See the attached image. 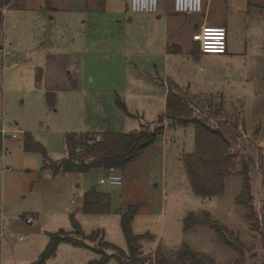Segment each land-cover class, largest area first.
Listing matches in <instances>:
<instances>
[{"label": "rangeland", "instance_id": "374dc122", "mask_svg": "<svg viewBox=\"0 0 264 264\" xmlns=\"http://www.w3.org/2000/svg\"><path fill=\"white\" fill-rule=\"evenodd\" d=\"M129 3L16 0L4 9L0 131L5 132L3 147L9 153L0 154V264H39L50 233L62 229L79 236L72 215L82 232L92 236L86 240L90 246L115 254L103 245L104 239L128 252L121 213L130 205L139 208L134 232L147 234L141 239L142 257L134 264H180L177 255L184 246L214 264H234L240 258L242 264H263L264 167L251 168L255 221L252 209L239 201L241 174L225 179L222 194H196L184 160L196 149L193 123L172 126L167 121L166 136L122 169L124 182L119 186L100 183L103 168L53 175L40 151L25 149L30 133L51 160H61L68 152L67 133L141 129L139 119L152 121L164 114L166 82L178 85L201 109L217 110L222 120L244 124L251 136L248 151L259 158L258 144L264 146L263 0H211L212 22L227 28L224 54L197 50L195 27L176 26L179 19L171 0H161L159 12L152 14L162 19L148 42L142 18L150 15L133 13ZM53 51L77 60L70 65H77L75 88L60 79H51L50 88L45 83L47 56ZM37 74L43 77L41 83ZM48 92L55 93L54 102ZM117 99L132 114L118 107ZM92 188L110 194L109 212L83 210V196ZM190 214L196 223L187 226ZM28 216L36 221L28 223ZM217 223L251 251L241 255L228 245ZM20 236H29V241ZM100 257L94 249L63 242L45 264H89ZM121 261L133 264L126 256H112L105 264Z\"/></svg>", "mask_w": 264, "mask_h": 264}, {"label": "trees", "instance_id": "16d2710c", "mask_svg": "<svg viewBox=\"0 0 264 264\" xmlns=\"http://www.w3.org/2000/svg\"><path fill=\"white\" fill-rule=\"evenodd\" d=\"M16 0H0V31L3 26L4 9ZM51 3V2H50ZM197 50L200 48L197 44ZM37 82L43 81V77L37 74ZM68 80L72 88L77 86V81L68 73ZM49 99L54 102V92L47 93ZM117 105L128 114L125 103L116 100ZM167 121L174 125L195 124L196 127V149L185 155V165L191 178L192 187L196 194L210 197L222 194L225 187V179L228 176L241 174L244 178L243 191L239 195V201L252 209V218L256 220V204L251 192V168L264 167V146L258 144L259 158L256 159L247 148L251 136L248 134L244 124L222 120L217 110H204L195 100L183 93L178 85L171 86L167 96V110L152 121L142 119V129L128 132H92L67 133V156L61 160H51L45 147L35 141L28 133L25 149L27 151H40L44 156V167L50 168L53 175L59 172H89L94 168L108 169L111 166L125 168L131 161L139 157L146 148L162 138L165 134ZM100 136V140L96 138ZM3 133L0 131V150L3 149ZM137 205H130L126 211L121 213V226L125 235L128 252L123 248L103 239L106 248H112L115 254L109 255L104 248L90 246L86 240L91 235H86L80 229V224L72 215L73 224L79 236H74L65 230H59L49 234L48 244L40 257L39 264H45L57 253L58 246L63 243H72L77 247L94 249L101 255L99 260H92L89 264H105L112 256L123 260L126 256L130 263H136L142 257L141 239L147 234L139 235L133 230L132 223L138 211ZM83 210L87 213L109 212L111 210V196L96 188L89 189L83 196ZM196 223L194 214L186 219V225ZM219 234L226 243L235 247L241 255L248 249L235 237L225 226L217 223ZM177 255L180 264H214L198 253L192 252L189 247L184 246ZM238 259L234 264H242L244 259ZM126 264V261H121ZM264 264V262H263Z\"/></svg>", "mask_w": 264, "mask_h": 264}, {"label": "built area", "instance_id": "2783aa9c", "mask_svg": "<svg viewBox=\"0 0 264 264\" xmlns=\"http://www.w3.org/2000/svg\"><path fill=\"white\" fill-rule=\"evenodd\" d=\"M161 0H130L129 8L134 13H158ZM172 8L176 13L200 14L204 11L205 0H171ZM193 40L200 46L203 53L224 54L227 52V28L225 26L204 24L193 33ZM3 137L5 132L2 130ZM13 137H17L13 134ZM100 140V136L96 138ZM8 149L3 147L0 154L7 155ZM124 182V174L120 167L111 166L105 170V174L100 178V183L104 185L119 186ZM28 223L36 221L34 216L26 217ZM7 225L3 224L2 235H6ZM29 236H20L21 241H29Z\"/></svg>", "mask_w": 264, "mask_h": 264}, {"label": "crops", "instance_id": "0c3cea01", "mask_svg": "<svg viewBox=\"0 0 264 264\" xmlns=\"http://www.w3.org/2000/svg\"><path fill=\"white\" fill-rule=\"evenodd\" d=\"M263 2H264V0H263ZM142 13H145V14L151 16V17L150 16H145V17L142 18V19L146 20L144 28L146 30H148V36H149V41L148 42H150V37H152L155 34L154 30L158 26H161L159 21L162 19V17L160 15L157 16V17H154V16H152L153 13H146V12H142ZM137 15H141V14L137 13ZM173 15H176L175 17H178L177 19H179V23L176 25L177 27L181 28V26H182V28H185L186 26L192 24L195 27V31L194 32H196L202 25L208 24V23L209 24H213V25H220V26H225L226 27V25H224V23L215 24V23L212 22V20H214V17H212V3H211V0H205L204 11L202 13H200V14H195V15L186 14V15L181 16V17L178 16L177 13L173 14ZM169 19L170 18H168L167 21H169ZM166 29L168 30L169 28L167 27ZM146 35L147 34H145V36ZM166 38L167 39L169 38V36L167 34H166ZM199 48H200V46H199ZM74 60H75L74 57L72 58V56H69L67 53H64V52H59V51L49 52L48 56H47V69H46L45 74H44L45 83L47 85H49V83H51V79H52V81L60 79L61 82L63 81L65 83L64 86H68V84H70L69 81H68V76H67L68 73H70L75 79L77 78V72H76L77 65L76 66H70L73 63L72 61H74ZM75 61H77V60H75ZM75 61H74L73 64H75ZM70 68H71V70H70ZM66 78H67V81H66ZM66 82L68 84H66ZM39 83H41V82H39ZM48 87L50 88V85ZM170 87H171V85H167V83L165 82V91H164V96H163L164 104H165V107H166L165 112L167 110V96H168ZM70 89H72V87ZM137 116H139V115H137ZM142 119H145V118L143 117ZM142 119H139L140 123H141V129L143 128L142 127ZM167 130H168V124L166 125V130H165V134H164L163 137L166 136ZM83 132H72V133H78L79 134V133H83ZM93 132H97V131H93Z\"/></svg>", "mask_w": 264, "mask_h": 264}]
</instances>
